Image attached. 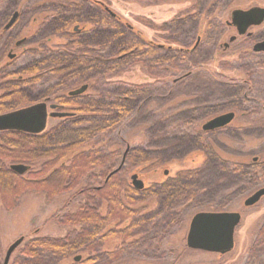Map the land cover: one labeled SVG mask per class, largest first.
Returning a JSON list of instances; mask_svg holds the SVG:
<instances>
[{"label": "rangeland", "instance_id": "obj_1", "mask_svg": "<svg viewBox=\"0 0 264 264\" xmlns=\"http://www.w3.org/2000/svg\"><path fill=\"white\" fill-rule=\"evenodd\" d=\"M99 1L114 13L122 24H128L140 32L145 42L149 41L164 47L172 46L175 49L187 44L186 47L189 48L200 30L203 31L204 36L200 43V52L192 57L185 58L177 52V55L174 52L165 53L166 58L171 56L175 59L172 65L165 64L164 67L170 69L168 73L164 70L155 72L149 68L153 62L148 59V64L145 66L138 62L104 79H96L94 76L90 81L89 90L80 99L82 102L88 98H96L105 90L114 94L115 89L122 86L129 89L135 87L145 92L144 96L147 99L136 102L133 114L128 116L116 130L110 135L101 134L93 137V140L85 146L90 149L105 148L108 153L117 151L116 164L120 163L126 148L140 150L150 144L147 136L149 137L151 133L175 132L178 127L177 122L184 120V124L181 125L183 142L178 139L173 143L160 138L155 141L158 149L152 146L156 151L155 156L159 165L156 166L155 171L150 167L151 165L144 168H130L127 165L124 167L123 176L127 183L131 185L130 177L137 174L144 184L145 192L136 194L138 199H145V202L137 204L140 217L151 218L160 211L158 197H147L149 194L146 191H151L168 179L177 177L179 172L196 171L195 181L190 182V185L195 186L194 200L191 199L181 205L176 221L167 224L165 228H156L155 223L146 227L144 222H141L143 229L149 227L144 239L137 235L131 242L128 241L127 246L110 264H264V238L260 242L261 248L257 247L251 251L255 242L260 241V231L264 227V197L251 207L244 206L246 199L264 187L262 165L254 166L252 162L253 158H257L256 164L264 162V114L242 116L236 111L235 121L222 131L211 134L205 132L207 133L205 134L201 130V126L209 119L228 111H235L237 86L239 87L241 81L247 78L244 69H241L243 65L254 68L251 69L254 77L264 83V67H262L264 56L249 57L252 56L250 54L244 57L246 48H242L245 46L242 38L230 45L227 51L223 52L220 48V45L227 42L235 33L225 25V22L229 21L230 13L233 10L264 7V0ZM19 2L20 15H26H21V20L14 29L15 32L16 30L22 32L19 37L21 38L28 29L26 25L30 14L28 15L25 9L28 8L26 5L30 0H19ZM194 20L193 32L190 23ZM200 24H203V29H200ZM251 32H253L252 42L263 39L264 24L253 28ZM207 39L213 40L215 44L213 45L212 42L208 45L203 44ZM250 46L251 44L248 50ZM205 49L207 54L203 53ZM35 60L38 59L34 58V54L28 52L27 48L23 52L18 50V59L9 68L5 67L6 70L0 69V74L11 72L7 69L21 72ZM251 62H259L258 66L261 67H256L257 65ZM156 67L155 65L154 68ZM184 75L188 76L179 80ZM49 84L38 89L30 85L29 90L32 89V93L28 99L35 101L26 107L43 102L41 100L45 90L49 91L53 86L58 85L55 80ZM5 86L9 85L0 84V93ZM80 86H71L62 93L58 92L51 97L48 104H57L56 97L76 90ZM56 88L57 86L53 87ZM245 91L244 89L243 93ZM255 93L261 96L258 98H264V86ZM83 117L89 122L88 125L99 119V116L94 117L96 120L87 119L90 116ZM64 121L63 118L48 119L45 131ZM67 138L66 140H70V137ZM169 144L172 145L167 148ZM41 164L42 162L35 164L31 171H39ZM238 166L246 175L237 174ZM165 171L167 175H164ZM75 195L76 191L48 201L42 193L27 192L13 210H6L0 206L2 247L0 264L8 247L21 237L24 238L23 244H25L33 238L62 239L67 235L75 234L77 227L60 223L62 216L77 212L83 205L82 199L76 198ZM221 212L240 215V222L234 230L233 249L226 254L189 249L186 245V236L192 217L198 213ZM118 245V241L106 243L100 249V254L95 253L96 260L93 263L104 264L110 261L105 253L117 251ZM20 249L13 253L9 264L19 256ZM77 256H81V262L73 261ZM88 257L87 253H80L63 260L51 259L49 264H83L82 262Z\"/></svg>", "mask_w": 264, "mask_h": 264}, {"label": "trees", "instance_id": "obj_2", "mask_svg": "<svg viewBox=\"0 0 264 264\" xmlns=\"http://www.w3.org/2000/svg\"><path fill=\"white\" fill-rule=\"evenodd\" d=\"M97 29V34L92 33L93 43L90 41L87 45L74 41L61 53L43 54L37 66L25 67L17 76V83L1 90L0 115L34 103L35 100L28 99L32 93V89L29 90L30 85L38 89L50 85L54 80L58 83L55 85L56 89H53V86L49 91L45 90L41 100L43 102L58 92H64L68 87L87 85V90L81 95L68 96L69 91L55 98L58 112L69 116L64 117V122L49 131L40 135L16 131L0 132V206L13 210L27 192L42 193L46 200L50 201L76 191V198L82 199L83 202L77 212L68 213L60 220L62 225L77 227L75 234L62 239L33 238L25 244L23 238L16 248H21L19 256L12 264H49L51 259L63 260L80 253L89 255L83 264H92L96 260L95 253L100 254V249L106 243L118 241L117 251L105 253L110 261L104 264H110L137 235L144 239L153 223L156 228H165L167 224L175 222L181 205L194 200L195 186L190 185V182L195 181L196 171H182L177 177L146 191L149 194L147 197H158L160 211L151 218L140 217L137 204L145 202V199H138L136 194L145 192V189H134L123 176L126 165L130 168L151 165L155 171L156 166H159L154 150L158 149L155 141L163 138L173 143L178 139L183 142L181 125L184 120L177 122L175 132L151 133L147 136L150 144L140 150L126 148L128 151L123 165L116 172L114 171L121 165L126 150L120 163L116 164L117 151L108 153L105 148H85L93 137L110 135L133 114L136 102L147 99L143 90L122 86L115 89L114 94L105 90L101 94L98 92L99 96L96 98L81 102L80 99L89 90L90 81L94 76L96 79H104L138 62L145 66L148 59L153 62L149 68L155 72L164 70L168 73L170 69L164 67L165 64L172 65L175 61L169 55L166 58L165 53L171 52L161 51L160 48L150 45L151 43L147 44L142 40L140 32L122 24L117 16L107 15L102 9ZM0 77L5 75L0 74ZM84 115L90 116L87 119L96 120L94 117L98 116L99 119L89 126ZM67 136L70 140H66ZM41 162L39 171L32 172V167ZM14 165H22L26 170L22 173L13 171L11 166ZM262 168L264 176L263 165ZM236 170L238 175H246L239 166ZM196 189L199 193L198 186ZM141 222L149 227L143 229ZM262 238L264 227L260 231V241L255 242L251 251L257 247L261 248ZM1 256L0 243V258ZM77 257H80L81 262V256Z\"/></svg>", "mask_w": 264, "mask_h": 264}, {"label": "flooded vegetation", "instance_id": "obj_3", "mask_svg": "<svg viewBox=\"0 0 264 264\" xmlns=\"http://www.w3.org/2000/svg\"><path fill=\"white\" fill-rule=\"evenodd\" d=\"M26 6H28V8H26L25 11L28 12V15L30 14V19L26 25V28L28 29L25 35H22V37L19 38L22 32L20 33V31L17 30L15 32L14 28L16 27L17 23L20 22L21 15L25 16L26 14L20 15L19 0H0V69L6 70L5 67L9 68L12 66L18 59V50L23 52L25 48H27L28 52L34 54V58L38 59L32 62L31 66H37L43 54L46 55L52 53H61L74 41L76 43H86L87 45L90 43V41L93 43L92 33H98L97 27L100 10L102 9L107 15H115L104 3L99 0H34V2L30 0ZM15 15L16 17L14 18ZM263 24L264 21L257 26H250L242 36H238L235 27L231 24L230 13L229 21H226L225 25L226 27L233 29L235 33L229 37L227 42L222 43L220 48H222L223 52L227 51L230 49V45H233L240 38H242L245 45L242 46V48H246V51H244V57L249 56L250 54L252 56L249 57L264 56V51H253V48L256 44L264 42V38L252 42L253 32H251L253 28L261 27ZM190 27L194 32L195 20L194 22L190 23ZM200 29H203V24H200ZM134 31L137 30L134 29ZM203 37V31L200 30L199 35L189 48L186 47L187 44L175 49L172 46L164 47V45L150 44L149 41L146 43L154 45L156 48H160L161 51L165 50L167 52H174L176 55L178 53V55L185 56L186 58L187 56L192 57L196 55L198 51L200 52V43ZM233 37L235 39L232 42H229ZM51 42H54L55 44H51ZM211 42L213 45L215 44L211 39L205 40L203 44L208 45L211 44ZM249 44H251V46L248 50L247 48ZM208 48L210 49V47ZM207 49H205V52H203L204 54L206 53ZM3 61H5V63H3ZM252 63H255V65H257L256 67H261L258 66L259 62H251V64ZM241 69H244L247 78L241 81V85H239V87L237 86L238 95L236 99L237 103L234 109L235 111L225 112L234 114V118L230 124L235 121L236 111H238L242 116H245L246 114L248 116L262 115V113L264 114V98H258L259 95H255V91L264 86V83L257 81V79L254 77V72L251 70L254 68L243 65V68ZM7 70H10L11 72L6 71L3 73L5 77H0V84L13 85L17 83V76L19 75L20 71H15L13 69ZM6 75L9 77H6ZM187 76L188 75H184L179 80L183 78L185 79ZM244 89L246 91L243 93ZM50 99L51 97L45 99L47 105H55L48 104ZM51 111L52 110H48V113ZM56 111H58L57 108ZM229 125L222 129L207 133L211 134L216 131H222ZM252 162L255 164V166H264V162L261 164H256V162H258L257 158H253Z\"/></svg>", "mask_w": 264, "mask_h": 264}, {"label": "water", "instance_id": "obj_4", "mask_svg": "<svg viewBox=\"0 0 264 264\" xmlns=\"http://www.w3.org/2000/svg\"><path fill=\"white\" fill-rule=\"evenodd\" d=\"M263 21L264 7H252L248 10H233L231 12V24L235 27L238 36H242L250 26H257ZM234 39V37L231 38L229 42ZM253 51H264V42L256 44ZM86 90L87 85H83L70 91L68 96H78ZM48 110L52 111L48 113ZM66 116H69V114L57 112L55 105L48 106L46 102H40L0 115V132L16 131L30 135H40L46 130L48 119L64 118ZM233 118V113L222 114L206 121L201 126V130L212 132L222 129L229 125ZM127 151L128 149L124 153L121 165L114 172L122 167ZM11 169L19 173L26 170L22 165L11 166ZM164 174H167V171ZM130 181L134 189L143 190L144 184L139 180L137 174L132 175ZM262 197H264V187L246 199L244 206L251 207ZM239 222L240 215L238 213H198L190 221L186 245L191 250L226 254L233 249L234 230ZM22 241L23 238L21 237L8 247L2 264H9L12 254ZM79 260L80 257L74 258V262Z\"/></svg>", "mask_w": 264, "mask_h": 264}]
</instances>
